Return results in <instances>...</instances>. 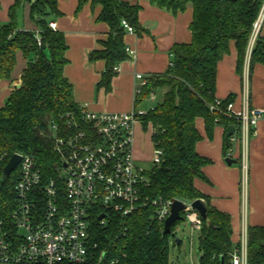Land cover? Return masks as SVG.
Instances as JSON below:
<instances>
[{
  "label": "trees",
  "instance_id": "1",
  "mask_svg": "<svg viewBox=\"0 0 264 264\" xmlns=\"http://www.w3.org/2000/svg\"><path fill=\"white\" fill-rule=\"evenodd\" d=\"M25 1L16 0L10 8V22L0 25V80L11 79L19 51L28 59L21 81L12 86L6 104L0 107V156L3 157L0 162V225L11 233L18 172L15 170L5 178L4 166L14 154H28L35 157L44 178L56 177L61 157L54 149L51 122L65 130L67 114H79L73 85L64 73L68 63L64 33L52 29L46 19L51 13L59 14L57 0H34L31 4L32 17L41 29L38 34L18 28L17 10ZM89 1L93 6L102 5L98 20L110 27L109 37L103 42L104 49L94 50L89 55L91 62L106 61L98 86L109 91L117 72L115 67L129 57L124 43L127 30L122 21L126 20L137 34L145 31L139 22L141 6L120 0H79L78 9ZM148 1L172 13L191 5L192 41L173 45L167 71L147 76L142 94L136 100L140 103L151 92L165 89L162 101L141 119L145 128L149 124L153 126L152 142L163 152L161 163L147 172V185L143 187L147 205L127 217L115 216L108 229L96 225L92 239L99 251L108 245V235L118 237L115 247L121 246L126 253L120 264H169V236L179 221L170 234L164 235V225L156 216L160 204L154 201L202 199L207 214L202 217L199 237L201 264H221V258L228 264L235 245L231 239V216L212 206L209 198L194 185L196 178H205L203 167L211 163L196 150L203 138L196 121L204 119L209 137L217 125H224L226 133L231 125L235 126L234 134L241 132V120L227 110L235 96L230 95L215 106L217 64L229 52V43L234 40L237 71L243 73L249 42L264 0ZM257 63L264 65V36L260 35L251 50L250 74ZM230 147L229 140L226 152ZM248 264H264V226L248 229Z\"/></svg>",
  "mask_w": 264,
  "mask_h": 264
},
{
  "label": "built area",
  "instance_id": "2",
  "mask_svg": "<svg viewBox=\"0 0 264 264\" xmlns=\"http://www.w3.org/2000/svg\"><path fill=\"white\" fill-rule=\"evenodd\" d=\"M263 22L264 3L254 25L250 50ZM122 24L128 32H134L126 20ZM49 25L56 29V23L51 22ZM126 50L130 51L129 48ZM115 70H119L118 65ZM136 77L140 85L135 91V102L147 82L142 74ZM154 94L151 92L150 96L154 97ZM222 101L217 99L215 106H219ZM227 110L241 120L240 133L244 142L264 117L263 109L251 108L247 102L238 112L233 111V102L227 105ZM145 114L138 110L125 113L97 112L90 110L85 103L79 105L78 116L67 114L65 130L58 123L51 122L54 149L61 157L56 177L44 178L34 156L17 153L21 160L15 169L18 180L15 184L16 207L12 213L13 229L11 233L0 225V262L121 263L126 253L121 246L115 247L118 237L114 239L108 235V245L98 251L99 246L93 241L92 233L96 225L108 229L115 216L127 217L148 203L143 196L147 171L137 165L134 151L136 126L142 125L141 119ZM230 141H237L235 134L230 137ZM162 154L161 149H154L153 165L161 163ZM232 154L233 148L230 147L226 156L232 157ZM242 157L246 176L247 154L244 152ZM2 160L0 156V162ZM154 202L160 204L156 216L164 225L174 201L163 202L160 199ZM192 202H184L187 207L181 215L191 223L194 232L201 231L202 217L192 207ZM248 229L247 225L242 227L240 239L233 247L228 264H248Z\"/></svg>",
  "mask_w": 264,
  "mask_h": 264
},
{
  "label": "crops",
  "instance_id": "3",
  "mask_svg": "<svg viewBox=\"0 0 264 264\" xmlns=\"http://www.w3.org/2000/svg\"><path fill=\"white\" fill-rule=\"evenodd\" d=\"M15 1L0 0V25L10 22L9 12ZM33 1L26 0L17 10V25L20 30H31L38 34L41 29L31 14ZM120 1L141 6L139 22L145 31L141 34L127 31L125 34L124 43L126 48L130 49L129 57L119 63V70L112 78L109 91L98 86L106 70V61L89 60L92 51L104 49L103 42L109 37V25L98 20L102 5L93 6L89 1L78 9L79 0H57L59 14L51 13L46 16L49 24L56 23L54 30L64 33L68 45L66 51L68 63L64 73L73 85L75 101L79 105L87 103L90 110L97 112L125 113L137 110L139 104L147 100L146 98L140 103L135 102V91L140 85L137 74L147 77L166 72L171 63L173 45L192 41L191 5L183 11L172 13L151 4L148 0ZM259 35L264 36V22ZM250 55L251 50L248 46L243 73L240 74L237 71L236 44L231 40L229 52L217 64L216 98L224 100L234 95L235 112L242 110L246 102L251 108L264 110V65L255 64L250 74ZM27 62L28 59L23 52L19 51L11 79L0 80V107L6 104L12 86L21 81ZM137 126L134 145L137 130H144L141 124ZM196 126L203 136L197 143L196 150L201 156L209 158L211 163L203 167L205 178H196L194 185L209 198L212 206L230 214L233 230L231 239L236 244L244 225L264 226V117L253 128L247 141L242 140L241 133L235 134L237 141L231 142L232 157L226 156L224 125L215 126L212 137L206 133L203 118L197 119ZM150 136L151 145L155 149L152 134ZM140 141L137 136V143ZM134 151L138 155V147H134ZM244 152L247 154V177L242 168ZM228 158L237 162L228 164ZM179 242L181 241H177V244Z\"/></svg>",
  "mask_w": 264,
  "mask_h": 264
},
{
  "label": "rangeland",
  "instance_id": "4",
  "mask_svg": "<svg viewBox=\"0 0 264 264\" xmlns=\"http://www.w3.org/2000/svg\"><path fill=\"white\" fill-rule=\"evenodd\" d=\"M164 93L165 89H158L154 97L149 96L147 100L141 102L137 110L147 113L149 110L154 109L162 101ZM144 129L137 130L134 147H138L139 150L138 155L135 153L137 165L148 172L153 167L154 149L151 145L150 136L153 133V126L149 124ZM137 136L141 140L139 143H137ZM20 232L24 233L23 230ZM199 237L200 231L194 232L191 223L187 219L180 220L169 236V264H201L202 251ZM177 239L182 242L180 246L177 244Z\"/></svg>",
  "mask_w": 264,
  "mask_h": 264
},
{
  "label": "water",
  "instance_id": "5",
  "mask_svg": "<svg viewBox=\"0 0 264 264\" xmlns=\"http://www.w3.org/2000/svg\"><path fill=\"white\" fill-rule=\"evenodd\" d=\"M234 132H235V126L234 125L229 126L225 136L226 143H229L230 137L234 134ZM20 160H21V156L17 153L14 154L9 159V161L6 163L2 171V174L5 178H9L11 176L13 171L17 168ZM227 162L228 164H232V163H236L237 161L228 158ZM191 205L195 210H197L200 213L201 217L203 218L206 217L207 207L202 199L194 200ZM186 207L187 205L181 200H175L172 203L170 215L166 218L164 222V228H163L164 235L170 234L172 232L173 225L176 222L183 219L181 212L184 211ZM100 218H102V216ZM177 241H179V239ZM221 264H225L224 258H221Z\"/></svg>",
  "mask_w": 264,
  "mask_h": 264
}]
</instances>
